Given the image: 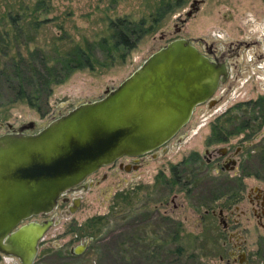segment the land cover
I'll return each mask as SVG.
<instances>
[{
  "label": "rangeland",
  "instance_id": "obj_1",
  "mask_svg": "<svg viewBox=\"0 0 264 264\" xmlns=\"http://www.w3.org/2000/svg\"><path fill=\"white\" fill-rule=\"evenodd\" d=\"M191 5L192 0H0V68L18 57H30L40 64L41 56L49 61L57 52L71 51L77 45L93 57V66L76 68L63 81L51 82L49 93L35 99L33 106L23 99H11L12 93L0 78V133L28 121L34 123V129L39 128L75 103L102 96L106 88L117 85L153 50L173 38L205 33L211 38L217 28L232 33L245 10L256 18L264 13V0H205L199 10ZM226 9L233 14L229 20L224 19L230 16ZM118 18L133 23L143 20V27L147 28L140 30L129 49L112 47L111 22ZM103 38L107 41L102 42ZM252 79L256 83L257 78ZM246 85L250 86L251 81ZM260 93L264 91L258 86L255 90L248 87L244 94L229 97L222 109ZM202 105L196 106V117ZM219 112L211 111L207 119L215 118ZM244 114L251 115L245 104L227 112V116L238 119ZM260 125L258 130L264 134V120ZM207 133V127L201 125L177 150L150 160L142 173L120 171L126 180L121 181L107 170L109 175L104 181L83 193L78 209L52 223L43 233L33 264H238L228 252L243 240L246 264H264V216L259 221L247 200L248 209L240 215L241 223L237 225L239 234L222 232L218 216L203 212L206 207L216 208L215 196L229 188L230 184L223 182L230 179L233 171L226 173L225 178L212 168L201 175L186 174L191 185L174 184L170 190L168 186L152 184L158 165L177 160L190 146L202 152ZM255 133L250 138L244 132L237 133L231 139L232 146L259 140L260 134L255 138ZM260 140L264 146V137ZM243 154L240 163L244 166L242 172L248 173L244 178L246 186L264 188V150L260 147L253 155ZM109 184L111 192H119L116 196H105L100 191ZM156 207L170 217H161ZM92 215L104 216L94 225L88 219ZM175 230L183 246L180 256L172 251ZM82 239L86 241L85 248L71 252L70 247L78 246ZM0 264L19 261L0 253Z\"/></svg>",
  "mask_w": 264,
  "mask_h": 264
},
{
  "label": "water",
  "instance_id": "obj_2",
  "mask_svg": "<svg viewBox=\"0 0 264 264\" xmlns=\"http://www.w3.org/2000/svg\"><path fill=\"white\" fill-rule=\"evenodd\" d=\"M224 73L189 39L173 38L102 96L75 103L39 128L28 121L0 133V253L33 264L53 222L25 219L48 213L59 194L99 166L165 143Z\"/></svg>",
  "mask_w": 264,
  "mask_h": 264
},
{
  "label": "flooded vegetation",
  "instance_id": "obj_3",
  "mask_svg": "<svg viewBox=\"0 0 264 264\" xmlns=\"http://www.w3.org/2000/svg\"><path fill=\"white\" fill-rule=\"evenodd\" d=\"M204 2L205 0H192L191 6L192 8L198 7L199 10V5ZM226 11L229 12L228 15L230 16L224 19L229 20L233 14L229 9H226ZM186 38L211 61L225 70L224 76L220 75L211 97L199 103L203 104L197 111L199 120L194 115V110L199 105L197 104L188 121L165 143L139 155L122 154L112 162L99 166L82 181L59 194L48 213L32 215L25 221L50 219L53 223H57L62 217H69L73 211L80 207L83 193L89 187L98 185L108 177L107 170H109L111 175L118 176L121 181L127 178L121 175L120 171L134 173L132 175L142 173L150 160H155L167 152L177 150L201 125L206 126L208 130L202 142V152L198 148L190 146L177 160H169L160 166L158 165L157 171L152 178V184H155V187L165 185L170 190L174 184L191 185L190 178L185 177L186 174H191L192 176L201 175L204 170L212 168L218 172L220 177L225 178L226 173L233 171L230 179H226L223 182V184L229 183V188L217 193L215 196L218 201L216 208L206 207L203 212L207 213L210 211L212 214H216L221 223L219 229L227 233V235L240 233L237 226L241 223V218L239 217L244 215L248 209L245 205V200L250 203L249 208L252 214L257 216L260 221V218L264 216V188L256 186L254 190V187L250 186L251 188L249 189L246 186L247 180L244 178L247 177L248 173L242 172L244 166L240 163V160L241 155H244L243 153L253 155L256 148L259 151L262 146L260 139L264 137V134L259 130L261 129L260 124L264 120V94L260 93L255 98L249 97L245 100H238L230 106L222 108L226 105L229 97H233L236 94H244L248 87L251 90H255L258 86L264 91V13H261V16L256 18L250 11L245 10L243 14H240L238 27L232 33L217 28L214 29L211 38L206 33L197 37ZM196 42L200 45H196ZM251 77L257 78V84L254 79L251 80ZM248 81H251L250 86L246 85ZM242 104L248 105L251 115L244 114L240 119L227 116V112L233 106L238 108ZM213 110L214 112L220 110V112L215 115V118L207 119L209 113ZM257 119H259L258 122ZM257 130L258 133L256 132ZM241 132H244L247 138H250L256 132L254 136L257 138L259 137L258 134H260V141L252 142L251 140H246L243 144L244 147L242 144H237L233 147L232 137ZM247 146L248 148H246ZM105 166L108 168L101 169ZM239 166H242V168L240 169ZM110 186V184L104 186L100 188V191L105 193V196H116L119 192H111ZM131 188L134 189L135 186L132 185ZM122 190L124 189L119 191ZM122 197L124 196L122 195ZM166 203L168 202L166 201ZM155 210L159 212L158 207ZM158 214L164 218L170 217L167 212H159ZM103 216L92 215L88 219L90 223H93L95 219ZM42 239L43 236L38 240L37 248ZM243 242L244 240L236 242L234 248L228 252L238 264H246L248 260ZM78 245L70 247V251L75 252L74 250L77 247L83 250L86 245L85 239H82Z\"/></svg>",
  "mask_w": 264,
  "mask_h": 264
},
{
  "label": "trees",
  "instance_id": "obj_4",
  "mask_svg": "<svg viewBox=\"0 0 264 264\" xmlns=\"http://www.w3.org/2000/svg\"><path fill=\"white\" fill-rule=\"evenodd\" d=\"M143 24V20L133 23L125 18L112 21L111 36L114 40L112 47L127 49L132 47L140 30L143 32L147 29L143 27ZM104 41L107 40L103 38L102 42ZM11 60L13 62L9 66L0 68V78L12 93L11 99H23L32 106L35 105V99L49 93L51 82L63 81L76 68L93 66L91 53L80 45L73 47L71 51L57 52L49 61L48 57L41 56L40 64L34 63L30 57H18V60ZM263 147L261 146V149L264 150ZM99 222L97 218L93 223L98 225ZM179 237V232L175 230L171 239L174 241L172 251L177 256L183 253V246L178 242Z\"/></svg>",
  "mask_w": 264,
  "mask_h": 264
}]
</instances>
